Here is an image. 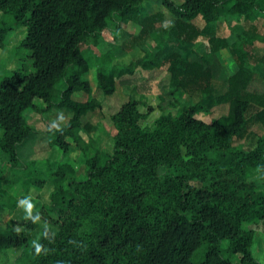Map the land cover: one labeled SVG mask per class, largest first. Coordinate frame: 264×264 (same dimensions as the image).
<instances>
[{
    "label": "trees",
    "instance_id": "1",
    "mask_svg": "<svg viewBox=\"0 0 264 264\" xmlns=\"http://www.w3.org/2000/svg\"><path fill=\"white\" fill-rule=\"evenodd\" d=\"M146 1L0 0V48L10 33L26 29L20 49L28 52L34 69H17L0 81V153L7 157L0 182L8 189L29 183V166L19 150L38 132L27 122V110L70 111L66 126L46 131L49 144L64 156L74 145L87 167L81 180L70 164L60 166L53 174L50 203L26 218L22 229L0 227V252L19 250L16 261L264 264L253 252V226L264 223V75L254 70L264 65V53L250 51L264 45V31L253 25L232 45L211 36L223 18H264V0H183L180 5L163 0L175 17L174 26L165 29L167 37L172 33L189 45L209 37L212 54L228 50L237 71L216 90L220 65L215 57L165 55L160 46L129 64L101 65L97 85L105 97L116 93L123 77L166 64L171 88L151 125L143 122L155 107L130 97L122 104L111 117L117 131L112 153L82 136L93 131L87 117L103 106L85 79L91 67L81 46L96 44L131 22L145 37L163 22L162 14L143 17ZM198 19L204 27L194 23ZM181 92L198 100L181 104ZM81 93L86 100H80ZM37 101L46 105L44 110ZM215 107L226 112L211 122L198 118L214 116ZM254 127L262 134L252 132ZM253 170L259 182L250 179ZM32 183L43 187L45 181ZM4 206L14 210L17 203L0 191V211ZM41 220L49 226L39 228ZM37 231L40 237L32 243Z\"/></svg>",
    "mask_w": 264,
    "mask_h": 264
},
{
    "label": "rangeland",
    "instance_id": "2",
    "mask_svg": "<svg viewBox=\"0 0 264 264\" xmlns=\"http://www.w3.org/2000/svg\"><path fill=\"white\" fill-rule=\"evenodd\" d=\"M171 1L178 5L183 2V0ZM144 5L147 11L142 14L144 15L143 17L156 14H162L163 16V22L155 24V28L149 31L145 37L140 35L141 26L131 22L123 24L118 32L105 33L96 44L90 42L81 46L83 55L91 67L85 79L90 82L93 88V96L102 101L103 106L102 109L96 110L87 117V120L93 125V131L89 135L82 133V136L85 140H88L89 137L97 140L99 147L107 153H112L113 139L117 133L111 117L120 109L122 104L130 97L135 100H142L155 107V111L143 122L145 125H151L161 115V110L159 109L160 104H162L161 97L165 96V98H168L166 95L169 93L171 84L167 71L168 64H166L153 72L138 70L133 76L123 77L121 80H128L131 83L124 84L123 81L118 80L116 93L105 97L97 85V70L99 66L129 64L143 57L145 52H156L159 46L165 55L177 53L182 57L190 56L192 60L201 56L211 60V56H213L220 65V77L213 82L216 90H220L225 80L238 69L237 62L228 50H221L215 55L212 54L209 37L200 38L192 45L175 40L172 33L167 37L165 29L174 26L175 17L163 5V0H147ZM0 16H2L1 13ZM194 23L201 28L205 25L201 19H198L197 22L195 20ZM253 25L257 27L258 32H263L264 18L259 17L250 22L235 17L223 18L216 25V31L211 36L224 38L229 45H232L244 30L249 29ZM25 36L26 29L24 28L12 32L8 35L4 46L0 48V81L17 69L24 68L28 72L34 71L31 65L32 61L28 58V52L20 49ZM250 51L256 54H263L264 45L256 44L250 48ZM254 70L264 75V65H256ZM79 98L80 100H86L87 95L81 93ZM179 99L181 104H190L196 103L198 96L181 92ZM37 103L39 109H45L46 105L44 103L41 101H37ZM140 110L142 113L147 111L144 106ZM213 110L214 116L201 114L198 118L211 122L213 118L219 117L226 112V108L222 107H215ZM71 116L72 113L64 109H54L42 114L32 110L25 112L28 124L38 132L27 145L19 150L23 162L29 166V173L25 178L29 180V183L24 186L21 184V181L15 188L8 189L6 185L0 182V191L3 194L11 195L13 202L17 203L14 210H11L7 206L1 209L0 227L6 228L12 226L22 229L26 218L30 217L34 212L41 211L50 203V195L54 190L53 174L60 166L70 164L76 170L79 179L86 178L87 167L85 159L76 147L73 145L70 152L64 156L57 147L50 146V135L46 134L49 128H62L66 126ZM252 132L258 135L262 134L258 127H254ZM257 139L256 137L252 142L253 145ZM244 142L241 141L236 144ZM6 159L7 157L3 153H0V167ZM35 179L44 180V186L39 187L33 184L32 181ZM250 179L259 182L260 175L253 170ZM39 226V228H42L49 225L41 220ZM54 230L56 231L57 229L54 227ZM253 230L255 231L254 255L264 262V223L253 226ZM37 237H40L38 231L33 233L31 242H35ZM19 254L20 251L16 249L0 252V264H28L26 257H23L20 261H16Z\"/></svg>",
    "mask_w": 264,
    "mask_h": 264
}]
</instances>
